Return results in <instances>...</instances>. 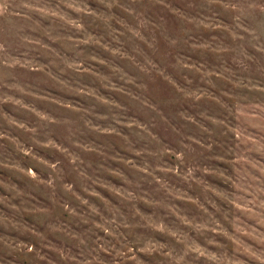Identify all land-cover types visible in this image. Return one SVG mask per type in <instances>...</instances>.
I'll list each match as a JSON object with an SVG mask.
<instances>
[{
	"label": "clouds",
	"instance_id": "obj_1",
	"mask_svg": "<svg viewBox=\"0 0 264 264\" xmlns=\"http://www.w3.org/2000/svg\"><path fill=\"white\" fill-rule=\"evenodd\" d=\"M87 3L91 4V0ZM100 3L107 10L121 6V0H100ZM123 4L133 9V16H138L135 34L142 39L151 58V62H141L137 79L128 82L134 93L131 99L141 104L149 116L165 117L166 121L175 123L176 128L165 136L156 127L160 124L158 119L137 117L142 126L121 123L130 113L113 104L108 107L120 109L123 115L118 116L116 122L107 116L96 121L112 124L111 129L106 128L101 134L114 136L118 129H128L134 151L127 163L136 165L137 175L145 181L152 180L153 187L180 181L181 188L188 186L191 190V186L204 179L213 183L227 179L222 187L229 194V201H235V204L224 205L229 213L233 214L234 209V214L253 223L258 219L259 223L231 235L218 226L201 225L199 231L209 236L208 246L202 247L172 229L168 224L171 217L154 214L149 222L140 219L139 213L130 214L128 218L117 216L92 225L90 234L76 237L75 248L83 255L76 258L66 255L62 264H145L141 255L156 259L157 264H264V0H184L185 12L189 15L203 13L200 28L206 29L208 35L215 34L199 50L210 59L215 58L221 67L205 75L204 80L211 83L204 85V91L189 90L186 95L181 92L174 103L156 97V83L165 75L159 57L165 50H175L190 37L186 17L182 13L173 14L176 19L172 21L173 27H169L168 13L160 11L168 7L165 0H123ZM85 5L86 0H0V72L31 68L27 57L39 41L31 39L27 32L36 33L34 24H47L66 31L77 37L71 40L73 45L92 44V39L85 37V25L93 13ZM177 25L183 30L182 34L174 30ZM216 36L223 39L218 40ZM167 59L170 61L171 57ZM86 65L89 62L81 58L68 63L64 78L80 87L77 81L86 75ZM218 83L225 86L226 95L216 93ZM195 87L192 82L186 85L189 89ZM59 94L63 95V90ZM70 99L74 103L56 105L57 111L51 114H47V110L44 114L35 112L41 126L49 133L43 137L40 147L59 153V158L49 156L47 161H38L44 164L45 172L34 166L26 168L31 181L44 185L56 195L71 194L75 190L74 183L62 179L61 174L68 168L82 169V153L75 149L81 147L82 130H89L84 121L94 119L80 111L75 103L87 104L93 99L86 91ZM6 102L0 100V103ZM213 102L218 107L210 111L208 106ZM15 103L23 102L17 99ZM168 108L175 117L169 115ZM61 113V118L57 119ZM19 127L33 136L39 135L36 127L29 128L25 124ZM65 129L72 130L67 133L72 142L71 150L57 143L56 131ZM6 138V134L0 132V140ZM32 151L26 148L24 155L30 157ZM215 177L219 180L213 179ZM82 202L87 204V201ZM127 202L140 203L135 194L129 196ZM0 230L6 232L0 235V264H25L26 261L38 264L41 251L34 243H25L19 235H13L12 230L19 232L13 219L0 216ZM97 232L102 234L100 238L92 239ZM137 233L143 235L137 238ZM218 237H224L225 242L243 243L225 258L212 250Z\"/></svg>",
	"mask_w": 264,
	"mask_h": 264
},
{
	"label": "rangeland",
	"instance_id": "obj_2",
	"mask_svg": "<svg viewBox=\"0 0 264 264\" xmlns=\"http://www.w3.org/2000/svg\"><path fill=\"white\" fill-rule=\"evenodd\" d=\"M165 2L168 7L160 11L168 13L166 19L169 27H173L172 21L176 19L173 14L182 13L191 29L190 37H186L179 47L170 52L165 50L159 57L163 64L161 71L165 75L156 83V97L174 103L181 92L186 95L189 90L204 91V85L211 83L204 80L205 75L221 65L215 58L210 59L199 50L201 45L215 36L208 35L206 29L200 28L203 13H186L184 0ZM85 6L93 13L85 25V37H90L92 44L73 45L71 40L77 37L70 36L66 31L53 29L47 24H34L36 33L31 30L27 32L31 39L39 41L27 57L31 68L11 73L0 72V100L8 101L0 103V132L7 137L0 140V165H6L0 166V216L13 219L17 224L19 232L12 230L13 235H19L25 243L36 245L41 251L38 264H62L66 255L71 254L73 258L83 255L75 248L76 237L90 234L92 225H100L117 216L128 218L130 214L139 213L140 219L149 222L154 214L171 217L168 224L172 229L178 230L194 245L202 247L208 246L209 236L199 231L201 225L218 226L220 230H228L230 235L254 228L259 223L258 219L255 223L245 220L242 215L234 214V209L233 214H230L224 206L235 204V201H229V194L222 187L227 179L221 183L204 179L191 186V190L188 186L181 188L180 181L153 187L152 180L145 181L137 175L134 171L136 165L129 166L127 163L134 151L128 129H118L114 136L101 134L106 128L111 129L112 124L96 121L107 116L116 122L123 112L130 113L121 121L124 124L142 126V121L137 117L158 119L160 124L156 127L165 136L172 134L176 124L171 120L166 121L165 117L149 116L141 104L131 99L134 93L128 82L137 79L136 73L142 61L151 62L142 39L135 34L138 16L131 14L133 9L124 5L123 0L115 10H107L100 0H91V4L86 0ZM174 30L181 34L183 31L179 25ZM216 39L223 37L216 36ZM169 56L170 61L167 59ZM77 58L89 62L85 68L86 75L77 81L80 87L73 86L63 76L65 66ZM189 82L196 87L186 88ZM13 84L16 86L13 87ZM215 89L218 95H226L223 84H216ZM61 90L63 95L59 94ZM84 91L93 99L87 104H80L79 101L75 103L80 111L94 118L84 121L89 130H82L81 147L75 149L82 153L84 164L79 171L68 168L61 174L62 179L74 183L75 190L71 194L56 195L26 175L27 167L34 166L40 172L47 171L44 164L38 161H47L49 156L59 158V153L40 147L43 137L49 133L41 126L35 112L44 114L47 110V114H51L57 111L56 105L74 103L70 97ZM17 99L23 103L17 105ZM113 104L120 105L123 112L108 107ZM217 107L215 102L208 106L210 111H215ZM166 111L175 117L171 108ZM12 121H16V124H12ZM20 124L38 128L39 135L33 136L21 129ZM70 131L59 130L55 136L57 143H63L64 147L71 150L72 142L67 135ZM26 148L33 150L32 156L24 155ZM223 150L227 151V148ZM213 179L219 180V177ZM132 194L137 196L139 204H128L127 199ZM82 201H87V204ZM0 235H6V232L0 230ZM101 235L97 232L92 239H98ZM136 235L139 238L143 233ZM242 243L225 242L224 237H218L212 250L227 258ZM221 249L222 252L219 251ZM141 259L145 264H157L152 257L141 255Z\"/></svg>",
	"mask_w": 264,
	"mask_h": 264
}]
</instances>
